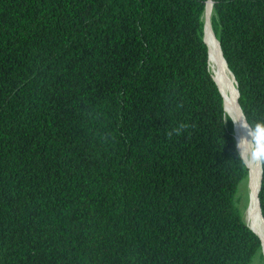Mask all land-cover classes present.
<instances>
[{"label": "trees", "instance_id": "16d2710c", "mask_svg": "<svg viewBox=\"0 0 264 264\" xmlns=\"http://www.w3.org/2000/svg\"><path fill=\"white\" fill-rule=\"evenodd\" d=\"M211 1L252 130L264 0ZM206 2L0 0V264H263Z\"/></svg>", "mask_w": 264, "mask_h": 264}, {"label": "bare ground", "instance_id": "6f19581e", "mask_svg": "<svg viewBox=\"0 0 264 264\" xmlns=\"http://www.w3.org/2000/svg\"><path fill=\"white\" fill-rule=\"evenodd\" d=\"M212 3L207 0L204 10V41L208 47V62L212 77L217 84L223 99V107L227 116L233 122L234 138L236 147L241 140L240 147L237 148L241 158L248 168V203L245 210V220L247 225L260 237L263 264H264V224L258 212L256 192L259 183L260 165L259 159L253 158L252 151L254 140L248 137L250 132L237 102L236 83L225 64L217 40L212 32L211 17ZM255 146V144H254Z\"/></svg>", "mask_w": 264, "mask_h": 264}, {"label": "clouds", "instance_id": "9594fccd", "mask_svg": "<svg viewBox=\"0 0 264 264\" xmlns=\"http://www.w3.org/2000/svg\"><path fill=\"white\" fill-rule=\"evenodd\" d=\"M248 137H251L255 144L252 151L253 158H264V123H258L254 129L250 130ZM242 139L243 137L238 141L237 148L240 147Z\"/></svg>", "mask_w": 264, "mask_h": 264}, {"label": "rangeland", "instance_id": "374dc122", "mask_svg": "<svg viewBox=\"0 0 264 264\" xmlns=\"http://www.w3.org/2000/svg\"><path fill=\"white\" fill-rule=\"evenodd\" d=\"M252 146H253V149H254V144H252ZM248 192H249V188H248V180H247L241 186V188L239 190V194H238V205L244 211V216H245V210H246L247 203H248ZM253 264H259V263H258V261H256Z\"/></svg>", "mask_w": 264, "mask_h": 264}, {"label": "water", "instance_id": "95a60500", "mask_svg": "<svg viewBox=\"0 0 264 264\" xmlns=\"http://www.w3.org/2000/svg\"><path fill=\"white\" fill-rule=\"evenodd\" d=\"M211 3H212V1H211ZM213 4V3H212ZM213 32V31H212ZM203 39H204V37H203ZM217 40V39H216ZM205 42V41H204ZM217 43H218V46H219V42H218V40H217ZM220 48V47H219ZM220 52H221V50H220ZM222 55V54H221ZM223 58V57H222ZM223 60H224V58H223ZM224 62H225V60H224ZM225 64H226V62H225ZM230 72V71H229ZM231 73V72H230ZM231 75H232V73H231ZM232 77H233V75H232ZM233 79H234V77H233ZM234 81H235V79H234ZM236 83V82H235ZM236 90H237V88H236ZM237 99H238V91H237ZM239 106V105H238ZM240 108V107H239ZM240 111H241V109H240ZM242 113V112H241ZM243 115V114H242ZM243 118H244V116H243ZM244 120H245V118H244ZM246 122V121H245ZM246 124H247V122H246ZM234 126V125H233ZM247 126H248V124H247ZM248 128H249V126H248ZM234 130V129H233ZM249 130H251L250 128H249ZM237 148V147H236ZM246 165V164H245ZM259 165H260V174H259V183H258V188H257V192H256V200H257V206H258V212H259V215H260V217H261V219H262V221H263V224H264V220H263V218H262V216H261V213H260V209H259V203H258V191H259V187H260V181H261V162H260V159H259ZM251 230H252V228L251 227H249ZM253 231V230H252ZM254 232V231H253ZM255 233V232H254ZM256 234V233H255ZM257 235V234H256ZM258 236V235H257ZM258 238L260 239V237L258 236ZM260 242H261V239H260Z\"/></svg>", "mask_w": 264, "mask_h": 264}]
</instances>
